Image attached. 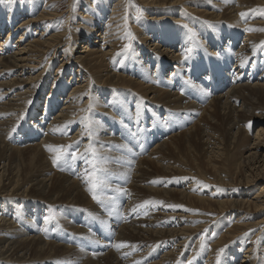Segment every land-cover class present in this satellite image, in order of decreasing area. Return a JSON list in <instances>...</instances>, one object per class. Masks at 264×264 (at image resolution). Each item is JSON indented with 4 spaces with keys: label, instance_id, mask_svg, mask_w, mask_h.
Here are the masks:
<instances>
[{
    "label": "bare ground",
    "instance_id": "obj_1",
    "mask_svg": "<svg viewBox=\"0 0 264 264\" xmlns=\"http://www.w3.org/2000/svg\"><path fill=\"white\" fill-rule=\"evenodd\" d=\"M0 1V264H264V0Z\"/></svg>",
    "mask_w": 264,
    "mask_h": 264
},
{
    "label": "rangeland",
    "instance_id": "obj_2",
    "mask_svg": "<svg viewBox=\"0 0 264 264\" xmlns=\"http://www.w3.org/2000/svg\"><path fill=\"white\" fill-rule=\"evenodd\" d=\"M12 1V2H11ZM23 2V0H10V2L7 4V7H11L12 6V8L14 9H16V11H18L19 9H20V7H19V5H18V7H16V2ZM25 1V4H26V2L27 1H29V6L31 7V4L33 3V0H24ZM43 1H46V3L49 5V6H47V8L48 9H50V8H52L53 10V12H56L57 13V16H59L60 18H58L57 17V19H56V21H54V24L55 25H53V29H56V28H61V27H65L66 25H69L68 27L70 28L71 27V29L73 30H76L77 28H75L76 27V24H75V22H78L79 20H77V18H74L75 17V15L77 16V12H79L80 11V6L82 5V4H84V1H86V0H43ZM92 1V0H91ZM131 1V2H130ZM137 1V2H136ZM1 2V1H0ZM21 2V4H23ZM127 2V3H126ZM140 4H139V3ZM74 3V4H73ZM122 3H123V6H124V10H128V8H129V6H130V11L129 12H126V15H130L131 13L130 12H132V14L131 15H136V17L137 18H144V17H146L147 16V14H148V12L146 11V9H145V6L142 4V0H122ZM10 4H12V5H10ZM50 4H52V6L50 5ZM24 5V4H23ZM69 5H71V7L69 6ZM75 5V6H74ZM74 6V7H73ZM41 7H42V5H41ZM133 8V9H132ZM3 9H4V7H3ZM55 9V10H54ZM59 9V10H58ZM73 9V10H72ZM79 9V11H77ZM68 10V11H67ZM135 10V11H134ZM5 11V10H4ZM135 12H137V13H135ZM130 13V14H129ZM138 14V15H137ZM72 15V16H71ZM62 17V18H61ZM126 17V16H125ZM75 22H74V21ZM56 22V23H55ZM67 23V24H66ZM73 30V31H74ZM57 31V30H56ZM68 32H70V30H67L66 31V34H64L65 35V38H66V35H67V33ZM52 34V33H51ZM239 35H240V37L239 38H242L243 37V35L242 34H240L239 33ZM4 37V33L2 34V37L0 38V41L2 40V38ZM48 38V37H47ZM72 42V41H71ZM14 43V41L12 40V41H10V44H13ZM80 46H81V44H80ZM80 46H78V47H76L75 48V50L72 52V55H76V54H78L77 52H79L80 50H81V47ZM169 46H171V45H168V48H169ZM0 47H1V42H0ZM80 47V48H79ZM78 49V50H77ZM177 49V46L176 45H174V48H172V50L173 51H175ZM52 56L51 55H49V58H46L45 60L47 61H45L44 62V65H46L47 63H48V61H49V59L51 58ZM56 59H57V61H62L63 60V56H62V54H61V51L58 53V55H56ZM53 62V61H52ZM56 66V64H51V67H52V70H54V67ZM248 69L250 70V67H248ZM261 69V68H260ZM215 71V75H218L219 74V71H216V70H214ZM166 75H167V73H166ZM176 75H178V74H176ZM184 76H186V73L184 72ZM180 78L181 77H178L177 76V80H180ZM65 80H67V77H65ZM49 90H48V88H47V90H46V92L45 93H47ZM174 92H176V90H173ZM41 101H43V99H41ZM59 109V108H58ZM58 109H55L54 110V113H56L57 112V110ZM21 126H23V125H21ZM21 126L17 129V130H19L20 128H21ZM11 142V144L13 145V143H14V137H13V139H12V141H10ZM31 144V143H30ZM30 144H28V145H30ZM27 145V146H28ZM152 144L150 143L149 145H148V148H149V146H150V148H152V146H151ZM149 148V149H150ZM150 150H152V149H150ZM149 153V152H148ZM135 161V160H134ZM133 161V162H134ZM86 163H89V162H87L86 161ZM85 163V164H86ZM122 163H125V168H127V169H131L133 166L132 165H130L129 163H127V162H125V161H122ZM86 166L87 167H89V165L88 164H86ZM114 166H117V165H115L114 164ZM118 166H120L119 164H118ZM117 166V167H118ZM122 167V166H121ZM115 176V175H114ZM117 179H115L116 181L115 182H117L119 179H120V177H117V176H115ZM116 185V184H115ZM127 187V186H126ZM119 196V198H120V200L122 201V202H124V198L123 197H120L121 195L120 194H112V196H114V197H112V198H114L115 199V203L116 202H118L119 201V198H117V196ZM117 199H116V198ZM120 201V202H121ZM118 203L117 205L114 203L113 204V206H115V208H119V206L121 205V204H123V203ZM101 210L102 211H105L104 209H102L101 208ZM53 224H55V225H57L65 234H66V236H67V238H66V240L64 241V240H60V239H56V240H53V241H51V242H54V243H58V244H62V245H67V246H71V248L72 247H76V248H79V249H81L82 247H80V244L79 243H77L76 241H74V240H72V241H70L71 240V238H72V236H75V235H77V236H80L81 237V239L83 240V241H87L88 240V238H89V236L88 237H84V236H82L81 234H73V233H70V232H67L65 229H64V225L62 224V222L61 221H59V220H53V222H52ZM71 223H74L75 224V221L73 220ZM111 225L113 226V223H115V221H113V220H111ZM20 225L22 226V223H20ZM78 225V224H77ZM107 225H108V223H107ZM23 227V226H22ZM64 229V230H63ZM113 239V238H112ZM66 241H70V243H68V244H65L66 243ZM83 247L84 246H88V247H85V249L86 250H88V252L90 253V254H105L107 251H109L110 249H111V247H109L108 248V250L107 251H105L104 253H101V250H99L98 251V249L97 248H94V247H92L91 249H88V248H90L91 247V245H90V243H83V244H81ZM90 245V246H89ZM93 249V250H92ZM91 251H93V252H91ZM96 251V252H95ZM201 260H203L204 261V259H201Z\"/></svg>",
    "mask_w": 264,
    "mask_h": 264
},
{
    "label": "snow or ice",
    "instance_id": "obj_3",
    "mask_svg": "<svg viewBox=\"0 0 264 264\" xmlns=\"http://www.w3.org/2000/svg\"><path fill=\"white\" fill-rule=\"evenodd\" d=\"M56 151H57V155L52 161L54 166H56L59 163V161L62 159V156H63V149L62 148H57ZM75 158H76V156H75V154H73V159H75ZM88 191L90 193H92V189L91 188H89ZM93 199L94 200L97 199L95 194H93Z\"/></svg>",
    "mask_w": 264,
    "mask_h": 264
}]
</instances>
